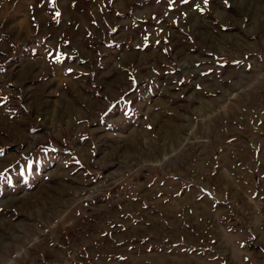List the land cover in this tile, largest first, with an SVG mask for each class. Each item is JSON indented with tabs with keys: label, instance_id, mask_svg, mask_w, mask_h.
<instances>
[{
	"label": "rangeland",
	"instance_id": "1",
	"mask_svg": "<svg viewBox=\"0 0 264 264\" xmlns=\"http://www.w3.org/2000/svg\"><path fill=\"white\" fill-rule=\"evenodd\" d=\"M0 264H264V0H0Z\"/></svg>",
	"mask_w": 264,
	"mask_h": 264
}]
</instances>
